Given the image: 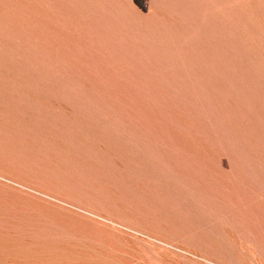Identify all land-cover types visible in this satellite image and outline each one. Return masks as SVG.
I'll return each mask as SVG.
<instances>
[{"label": "rangeland", "instance_id": "1", "mask_svg": "<svg viewBox=\"0 0 264 264\" xmlns=\"http://www.w3.org/2000/svg\"><path fill=\"white\" fill-rule=\"evenodd\" d=\"M0 264H264V0H0Z\"/></svg>", "mask_w": 264, "mask_h": 264}]
</instances>
